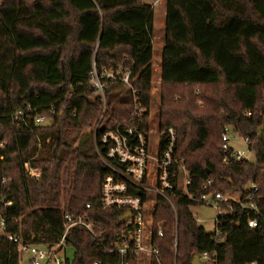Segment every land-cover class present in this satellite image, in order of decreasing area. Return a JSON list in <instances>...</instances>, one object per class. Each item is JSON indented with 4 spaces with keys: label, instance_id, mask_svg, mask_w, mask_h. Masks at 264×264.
Returning a JSON list of instances; mask_svg holds the SVG:
<instances>
[{
    "label": "trees",
    "instance_id": "obj_1",
    "mask_svg": "<svg viewBox=\"0 0 264 264\" xmlns=\"http://www.w3.org/2000/svg\"><path fill=\"white\" fill-rule=\"evenodd\" d=\"M153 13L146 0L0 2V181L9 179L0 187V213L6 231L22 243H57L66 212H87L114 241L119 212L99 201L108 173L98 154H105L100 136L123 120L148 131ZM160 81L164 92L172 89V104L187 106L179 117L163 102L161 117L175 113L158 125L176 130L174 153L189 170L188 190L199 192L211 180L206 192L240 200L206 233L191 212L199 203L176 190L174 225L170 205L159 198L154 218L164 221V235L155 244L162 263H174L175 235L176 264H191L205 251L216 258L208 264H264V0H166ZM27 106L47 121L24 116L13 122L10 115ZM138 108L144 109L140 118L134 117ZM225 125L247 139L254 163H223ZM25 162L39 170L38 178L27 174ZM253 218L257 225L250 227ZM65 244L73 249L66 264L116 263L117 256L103 254L80 227L70 229ZM22 256L0 234V264H19Z\"/></svg>",
    "mask_w": 264,
    "mask_h": 264
},
{
    "label": "built area",
    "instance_id": "obj_2",
    "mask_svg": "<svg viewBox=\"0 0 264 264\" xmlns=\"http://www.w3.org/2000/svg\"><path fill=\"white\" fill-rule=\"evenodd\" d=\"M95 84L100 88V82L96 73L94 74ZM124 83L129 85L128 75L122 77ZM33 109L27 106L25 109H17L10 118L11 120L33 121L35 124H44L47 118L44 114H36ZM144 109L138 108L134 112V117L140 118ZM27 113V115L25 114ZM33 113V114H32ZM96 122L95 128L99 124ZM231 127L225 125L221 132V143L219 151L223 155V163L229 164L232 161L237 163L247 160L253 154L247 149L239 151L229 146V133ZM153 134L150 138L149 135ZM165 137L166 144L161 147V138ZM244 139V138H243ZM247 143V139H244ZM176 141V130L170 126L160 129L157 124L150 129L148 121V131L139 130L135 126H130L126 121L121 124L103 129L100 136V144L105 147V154L98 151L100 159L108 169V173L103 177L100 188V205L103 209H115L119 212L117 228L114 241H110L105 236V229L100 221L94 220L87 212L78 214L64 213L63 232L57 243L51 246L38 244H25L6 231V219L0 213L1 234L12 242H15L22 255L25 256L27 264H66L71 260L67 254L69 248L65 244V239L73 227H80L88 232L94 246L101 250L103 254L116 255L115 264H163L161 251L155 244L163 237L164 221H156L154 212L159 198L165 200L170 205L174 215V225H176V207L174 197L176 190L185 193L194 202L207 204L213 202L217 215H223L231 208L230 202L240 204L239 197L235 194L222 192H206L212 183L208 180L201 186V191L191 192L188 190L189 170L184 165L181 158L174 153ZM0 141V146H3ZM38 154L40 145L37 144ZM24 168L30 177L38 178L39 170L24 163ZM8 178H2L0 187L6 185ZM251 192H256L258 186L255 183L249 185ZM248 200L253 195H248ZM10 205L11 202H5ZM227 204V206H224ZM199 206V205H198ZM90 204H86L88 209ZM247 208L258 212L252 203L246 205ZM216 215V216H217ZM216 221V219H215ZM250 227L257 225L255 218L248 220ZM174 263L176 258V237L173 242ZM71 248V247H70ZM22 256V257H23ZM202 264L212 263L216 260L208 252L198 254ZM72 257V256H71ZM93 264H100L95 261ZM244 264H258L248 262Z\"/></svg>",
    "mask_w": 264,
    "mask_h": 264
},
{
    "label": "rangeland",
    "instance_id": "obj_3",
    "mask_svg": "<svg viewBox=\"0 0 264 264\" xmlns=\"http://www.w3.org/2000/svg\"><path fill=\"white\" fill-rule=\"evenodd\" d=\"M2 0H0L1 2ZM147 1V0H146ZM152 7H153V25H154V30H153V36H152V48H153V62H152V79H151V86H150V104L148 107V112H149V127L150 129H153L156 127V125L162 121V118H169L170 116L174 115V113L167 115L165 114L164 116L162 115L161 117V111H162V103H169V107H171L172 109L177 110L175 113V116H179L182 117V113L185 112L184 110L187 108V106H184V102L181 101L179 104H172L171 100L172 97L170 96V93L172 92V89L169 91V93L167 94L166 92H164V87L161 85V81L159 82V76L158 73H156V70L158 69L157 67V62H158V55L160 54L158 51L159 47L162 43V38H163V33H164V27L162 25L163 23V13H164V8L161 6L158 7V5H160V3L163 0H148ZM161 1V2H160ZM93 73H96V68L95 66L93 67ZM105 70V69H104ZM109 71L111 70H106L105 73L109 74ZM186 91L188 89H185ZM186 91H182V95H187ZM174 99V98H173ZM187 99V98H186ZM199 106H200V102L199 100L196 102ZM195 103V104H196ZM181 106V107H180ZM189 112L195 114H199L200 116H202V114L204 115L205 113H209L208 108H205L203 111L202 110H192V108H190ZM196 115V114H195ZM264 133V128H262L261 130ZM153 136V134H150L149 137L151 138ZM228 144L230 147L237 149L239 151H246L247 150V143L245 142V140L240 137L238 134H236L233 130H230L229 133V141ZM229 193V192H228ZM225 194H227V192H225ZM231 195L232 194L230 193ZM191 212L193 214V216L196 219V222L199 226H201L206 233H214L215 231V226H216V210L214 208L213 202L210 200L207 204H202L199 206H194L191 208ZM1 229H0V234H1ZM67 254L69 256V258H71L72 254H73V249L72 248H68L67 249ZM19 264H27V260L25 258V256H23L20 259Z\"/></svg>",
    "mask_w": 264,
    "mask_h": 264
},
{
    "label": "crops",
    "instance_id": "obj_4",
    "mask_svg": "<svg viewBox=\"0 0 264 264\" xmlns=\"http://www.w3.org/2000/svg\"><path fill=\"white\" fill-rule=\"evenodd\" d=\"M147 2L148 3H150L148 0H147ZM161 2V1H160ZM165 2H166V0H163L161 3H160V5H158V7H160L161 6V8L163 7L164 8V13H163V23H162V25H163V27H164V25H165ZM151 4V3H150ZM154 26V25H153ZM163 38H164V33H163ZM163 38H162V43H161V45H160V47H159V50L158 51H160L159 53V55H158V64H157V67H158V69L156 70V73H158V76H159V79H160V62H161V48H162V45H163ZM152 43H153V41H152ZM153 47V46H152ZM152 56H153V54H152ZM152 62H153V59H152ZM159 82H160V80H159Z\"/></svg>",
    "mask_w": 264,
    "mask_h": 264
},
{
    "label": "water",
    "instance_id": "obj_5",
    "mask_svg": "<svg viewBox=\"0 0 264 264\" xmlns=\"http://www.w3.org/2000/svg\"><path fill=\"white\" fill-rule=\"evenodd\" d=\"M247 162H249V163H254V162H255V157H254V156H250V157L247 159ZM191 264H202V262L199 260V256H198V254H194V255L192 256Z\"/></svg>",
    "mask_w": 264,
    "mask_h": 264
}]
</instances>
